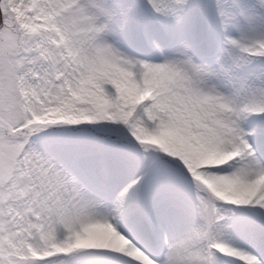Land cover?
Listing matches in <instances>:
<instances>
[{"label": "snow or ice", "instance_id": "6c2138e0", "mask_svg": "<svg viewBox=\"0 0 264 264\" xmlns=\"http://www.w3.org/2000/svg\"><path fill=\"white\" fill-rule=\"evenodd\" d=\"M0 264H264V0H0Z\"/></svg>", "mask_w": 264, "mask_h": 264}]
</instances>
